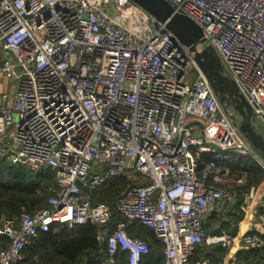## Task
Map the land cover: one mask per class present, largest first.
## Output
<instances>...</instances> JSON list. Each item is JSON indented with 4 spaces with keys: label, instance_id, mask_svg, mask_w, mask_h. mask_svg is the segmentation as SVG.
Here are the masks:
<instances>
[{
    "label": "built area",
    "instance_id": "1",
    "mask_svg": "<svg viewBox=\"0 0 264 264\" xmlns=\"http://www.w3.org/2000/svg\"><path fill=\"white\" fill-rule=\"evenodd\" d=\"M168 1L202 26L264 121V0ZM0 71L18 82L0 107V159L49 168L56 185L47 205L1 219L0 264H31L39 232L89 223L101 264L120 252L142 263L150 246L129 234L136 222L163 244L164 264H212L193 257L205 244L264 246V183L248 185L232 153L264 163L189 48L133 0H0ZM119 177L130 184L113 204L95 201ZM225 203L241 205L247 229L207 233Z\"/></svg>",
    "mask_w": 264,
    "mask_h": 264
},
{
    "label": "trees",
    "instance_id": "2",
    "mask_svg": "<svg viewBox=\"0 0 264 264\" xmlns=\"http://www.w3.org/2000/svg\"><path fill=\"white\" fill-rule=\"evenodd\" d=\"M232 156V168L247 173L248 185H259L264 182V167L254 157L235 152ZM205 158L209 159L211 155L206 154ZM40 174L22 167L16 169L15 165L0 159V221L5 217L18 216L23 208L32 212L47 205L50 193L42 196L39 192L47 185L55 184V181L52 174ZM129 184L125 177L115 178L95 192V201L113 204ZM237 208L235 213H232L235 215V224L243 218V212ZM122 219L123 216L116 211L110 224L111 228ZM99 229L98 225L89 223L75 225L72 228L59 226L57 229L39 232L25 249L26 261L31 264H101ZM128 232L149 243L150 253L143 258L141 264H164L163 244L156 239L152 229L136 222L128 228ZM231 233L236 234L235 231ZM5 242L0 235V244ZM263 252L264 250L251 248L245 251L244 258L253 256L255 261L251 264H262L263 259L260 255ZM126 257L125 252H120L119 264H127Z\"/></svg>",
    "mask_w": 264,
    "mask_h": 264
},
{
    "label": "water",
    "instance_id": "3",
    "mask_svg": "<svg viewBox=\"0 0 264 264\" xmlns=\"http://www.w3.org/2000/svg\"><path fill=\"white\" fill-rule=\"evenodd\" d=\"M133 1L163 23L189 48L210 81L224 111L249 147L264 163V121L240 89L217 49L206 39L202 26L189 15L176 11L168 0ZM78 183L88 190L83 183Z\"/></svg>",
    "mask_w": 264,
    "mask_h": 264
},
{
    "label": "crops",
    "instance_id": "4",
    "mask_svg": "<svg viewBox=\"0 0 264 264\" xmlns=\"http://www.w3.org/2000/svg\"><path fill=\"white\" fill-rule=\"evenodd\" d=\"M17 90L18 82L8 78L2 71H0V107L4 104H10L13 101V96L16 94ZM4 95H7V98H4ZM23 164L24 163H22V165ZM236 208L239 209L240 212H243L239 203H225L217 211L210 214L206 218L205 227L207 233L219 232L221 229H227L230 232L235 231L239 234L245 231L247 227L244 224H240V221L235 224V215L232 213H235ZM243 247L244 246L238 242H235L231 247L205 244L195 248L193 257L201 258L209 256L212 260V264H222L225 261L233 264H247L245 262H239L240 259H245L244 256L247 248L244 247L243 249ZM260 249L264 250V248ZM260 256L261 259H263L262 264H264V252Z\"/></svg>",
    "mask_w": 264,
    "mask_h": 264
},
{
    "label": "rangeland",
    "instance_id": "5",
    "mask_svg": "<svg viewBox=\"0 0 264 264\" xmlns=\"http://www.w3.org/2000/svg\"><path fill=\"white\" fill-rule=\"evenodd\" d=\"M8 164H10V163H8ZM10 165H12V164H10ZM15 165V168L16 169H19V168H25V169H27V170H29L30 172H32L30 169H29V167H27L26 165H22V163H17V164H14ZM40 173H42V174H44L45 173V175H51L52 174V172H51V170L49 169V168H47V169H45V171L44 172H36V174H40ZM41 175V174H40ZM264 183V182H263ZM262 183V184H263ZM262 184H259V186L260 185H262ZM256 185V184H255ZM56 185L54 184V183H51V184H49V185H47V187L46 188H44V189H41L40 190V192H39V194L40 195H45L46 193H52V190H51V188H53V187H55ZM1 222V221H0ZM245 248H247V250H251V248H249V247H245ZM243 249H244V247H243ZM253 261H255V260H253V256H250V258H248V259H240L239 260V262H245V263H247V264H251Z\"/></svg>",
    "mask_w": 264,
    "mask_h": 264
}]
</instances>
